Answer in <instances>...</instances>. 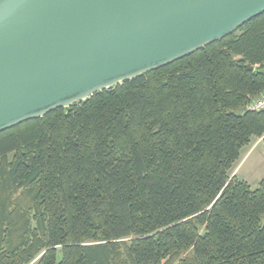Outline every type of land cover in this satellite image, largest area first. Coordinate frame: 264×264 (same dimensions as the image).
<instances>
[{
	"label": "trees",
	"instance_id": "trees-1",
	"mask_svg": "<svg viewBox=\"0 0 264 264\" xmlns=\"http://www.w3.org/2000/svg\"><path fill=\"white\" fill-rule=\"evenodd\" d=\"M264 13L166 67L0 134V264H264Z\"/></svg>",
	"mask_w": 264,
	"mask_h": 264
},
{
	"label": "water",
	"instance_id": "water-1",
	"mask_svg": "<svg viewBox=\"0 0 264 264\" xmlns=\"http://www.w3.org/2000/svg\"><path fill=\"white\" fill-rule=\"evenodd\" d=\"M264 0H0V134L219 42Z\"/></svg>",
	"mask_w": 264,
	"mask_h": 264
},
{
	"label": "rangeland",
	"instance_id": "rangeland-1",
	"mask_svg": "<svg viewBox=\"0 0 264 264\" xmlns=\"http://www.w3.org/2000/svg\"><path fill=\"white\" fill-rule=\"evenodd\" d=\"M239 166L237 171L239 177H246L254 189L258 187L257 182L264 177V141L259 142L255 139L250 146L243 149L241 158L234 169V176H237L235 171Z\"/></svg>",
	"mask_w": 264,
	"mask_h": 264
},
{
	"label": "built area",
	"instance_id": "built-area-1",
	"mask_svg": "<svg viewBox=\"0 0 264 264\" xmlns=\"http://www.w3.org/2000/svg\"><path fill=\"white\" fill-rule=\"evenodd\" d=\"M248 109L253 112H263L264 111V91L258 97L250 100L248 104ZM264 141V136L259 139V142Z\"/></svg>",
	"mask_w": 264,
	"mask_h": 264
},
{
	"label": "crops",
	"instance_id": "crops-1",
	"mask_svg": "<svg viewBox=\"0 0 264 264\" xmlns=\"http://www.w3.org/2000/svg\"><path fill=\"white\" fill-rule=\"evenodd\" d=\"M258 140H259V139H258ZM240 166H241V165H240ZM240 166H239L238 169L235 171L237 177H238L239 179H242V180H244V181H246V182H248V183L250 184V181H249L248 179H246V177H243V176L239 177V173H237V171L239 170ZM263 179H264V177L261 178L260 181L257 182L258 187H259V185H260V183H261V181H262ZM250 186L252 187L251 184H250ZM252 188H253V187H252ZM256 188H257V187H256Z\"/></svg>",
	"mask_w": 264,
	"mask_h": 264
}]
</instances>
